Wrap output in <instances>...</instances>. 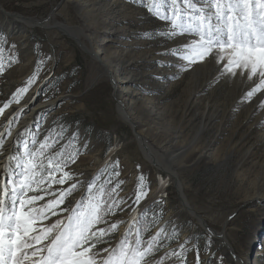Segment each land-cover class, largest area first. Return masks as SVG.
I'll return each instance as SVG.
<instances>
[{"label": "rangeland", "instance_id": "1", "mask_svg": "<svg viewBox=\"0 0 264 264\" xmlns=\"http://www.w3.org/2000/svg\"><path fill=\"white\" fill-rule=\"evenodd\" d=\"M167 26L146 6L130 0H0V34L7 40L0 45V58L6 66L0 76V106L25 85L43 61L28 93L9 109L27 104L26 111L43 104L39 112H32L28 128L37 140L33 149L49 137L51 147L44 150L45 157L61 148L66 155L78 151L75 163L65 169L73 179L64 185L53 184L49 192L58 195L73 183L77 188L56 209L59 214L44 224L66 218L69 213L60 209L74 207L86 197L87 182L94 177H99L94 192L103 185L107 193L123 181L112 198L126 203L116 215L106 217L123 223L105 237L109 243L97 245V249L114 247L132 222L133 208H138L133 200L138 177L143 175L146 198L151 202L138 215L136 226L145 241L161 227L166 233L150 259L178 250L189 240L186 247L198 244L202 261L214 254L211 264H218L221 257L223 264H231L229 248L221 238L225 236L236 256L247 257L244 264H264V111L253 110L259 93L251 102L242 101L245 94L229 75L219 80L215 71L195 76L202 63L180 72L176 64L182 61L162 53L186 42L187 37L141 38V33L163 31ZM91 51L99 53L98 57ZM13 57L17 62L11 63ZM207 59L212 61V57ZM117 77L131 80L129 94L119 97L121 102L115 94ZM43 81L45 87L35 104V89ZM30 95L31 105L25 102ZM206 106L210 110L201 124ZM9 109L0 117V125ZM41 109L48 110L40 115ZM73 133L77 134L75 144L70 142ZM13 139L11 136L10 145ZM116 160L118 169L112 167ZM114 171L120 172L119 177L111 175ZM55 198L46 195L36 207ZM145 225L149 226L147 232L143 231ZM174 229L178 235L169 239ZM209 240L206 254L203 250ZM194 259L195 252H189L187 264H194ZM165 264L178 262L173 257Z\"/></svg>", "mask_w": 264, "mask_h": 264}, {"label": "snow or ice", "instance_id": "2", "mask_svg": "<svg viewBox=\"0 0 264 264\" xmlns=\"http://www.w3.org/2000/svg\"><path fill=\"white\" fill-rule=\"evenodd\" d=\"M141 3L147 11L161 21L167 23L163 31L144 32L141 38L150 39L162 36L172 40L177 36L187 37V41L171 48L163 55H173L182 63L176 64L180 72L189 70L196 63H203L212 57L216 69V79L229 75L236 77L238 70L242 79L253 82V86L242 97V101L251 102L252 98L264 91V0H130ZM4 34H0V45L6 43ZM15 48V45H12ZM3 48L0 47V52ZM226 61V62H225ZM17 62L13 57L11 63ZM38 62L36 70L25 81V85L16 89L11 97L0 106V117L13 104H20L29 88L35 83L41 71ZM9 67L11 64L8 65ZM171 66V65H168ZM6 66L0 58V76ZM178 78V74L172 77ZM264 108V100L259 104ZM24 112L21 107L10 113L0 131V155L6 151L4 145L8 137L12 136V126L18 122ZM28 130L26 129L25 132ZM55 131V130H52ZM51 134V133H50ZM46 136L39 148L35 136L31 142L24 138V133H18L6 157V163L0 171V264H165L166 259L175 257L178 264H187V254L195 252L194 264H211L214 254L207 260H201L199 245L187 248L190 242L185 240L178 250L169 251L156 260L150 259L158 246L165 229L161 227L155 235L145 241L136 216L132 217L128 230L113 247L97 249L101 243H109L105 237L114 233L121 220L114 222L106 219L116 215L124 200L112 198L123 181H118L107 193L102 185L97 191L96 179L87 182V196L75 202L74 207L60 209L68 212L64 219H57L50 225L44 221L50 216L58 215L56 211L64 204L77 184L73 183L66 189H60L59 194L49 192L53 184L64 185L73 179L70 171H65L71 163H75L78 151L66 155L64 149L52 156L45 157L44 150L51 147ZM77 134L73 133L71 141L75 144ZM55 142V141H54ZM83 147H87L84 144ZM111 151V149H110ZM45 159L47 165H45ZM113 168L119 167L116 160ZM57 173L60 177L57 179ZM119 177L120 172L111 173ZM111 183V181H106ZM146 178L138 177L135 199L133 203L139 207L140 202L148 196L145 187ZM163 183V181H161ZM47 184V187H41ZM41 192V195L29 193ZM46 195L56 198L46 204L36 207V202L43 200ZM107 195L108 199H105ZM143 210L141 209V212ZM137 212V208H133ZM106 227H97L98 225ZM135 227V232L132 228ZM144 232L149 231L145 225ZM134 235V240L130 239ZM178 231H172L169 239L175 238ZM210 240L205 243L204 252H210ZM107 253V255H104ZM218 264H223V257Z\"/></svg>", "mask_w": 264, "mask_h": 264}, {"label": "bare ground", "instance_id": "3", "mask_svg": "<svg viewBox=\"0 0 264 264\" xmlns=\"http://www.w3.org/2000/svg\"><path fill=\"white\" fill-rule=\"evenodd\" d=\"M22 19V18H21ZM23 20V19H22ZM23 21H25V20H23ZM26 23H28V21H25ZM32 24H34V23H32ZM29 25V24H28ZM36 25V24H35ZM47 25V22L44 24V26H46ZM92 52V51H91ZM92 54L95 56V57H98V55H99V53H95V52H92ZM208 60V59H207ZM226 62V61H225ZM219 66L218 65H214V62H213V59H212V61H210V60H208V61H205V63H202V64H200V65H198L197 66V68H196V70H195V72H194V75H195V73H197L198 74V72H199V74H201V72L202 73H208V74H210L211 75V73L213 74V72L215 71L216 73H217V71H216V69L218 68ZM200 70V71H199ZM117 73H118V71H115V77L117 76ZM203 75H205V74H203ZM196 76V75H195ZM206 76H208V75H206ZM227 76V75H226ZM228 78L231 80V79H233V81L236 83L235 85L237 86V88L238 89H241V92L243 93V94H245L252 86H253V82H249V81H247L246 79H242L241 77H240V75H239V70H238V73H237V76L236 77H231V76H228ZM113 79H114V77H113ZM205 80V79H204ZM129 82H131V80L130 79H128V78H125V77H117V80H116V82H115V86H116V88H117V92L115 93L116 94V96L118 95V101L119 102H121L120 101V99H119V97H124V95H128L129 94V86H128V84H129ZM241 82H242V84H241ZM246 83H248V84H246ZM257 95V94H256ZM31 97V95L29 96V97H27L26 98V103H28V100H29V98ZM255 98H257L255 101H254V103H255V105H254V107H253V110H254V112H257L258 110H263L264 111V108H261V107H259V104H260V102L262 101V100H264V91H262V92H260L259 93V95H258V97H255ZM31 99V98H30ZM125 102V101H124ZM30 104V103H29ZM31 105V104H30ZM29 105V106H30ZM121 107H123V103H121ZM27 106V104L26 105H23V108H25ZM41 106H43V104H39L38 106H30L29 107V109L27 110V111H24V113L21 115V117L19 118L20 119V121L18 122V123H15L13 126H12V128H13V131H12V136L14 137V139L16 138V136H17V133H20L23 129H27L28 131L26 132V133H24V138L25 139H28L29 140V142H31V139H32V137L34 136V132H33V130L31 131V129L29 130V125H30V122H29V120H30V117H31V115H32V112H34V111H36L37 110V112H39L40 110V108H41ZM211 107V106H210ZM251 108V107H250ZM17 108L16 107H14V108H11V109H9L8 111H7V113H6V117L10 114V113H12V112H14L15 110H16ZM25 110V109H24ZM210 110V108L208 107V106H206V108L204 109V112H203V114H202V122H201V124L203 123V121H205L204 120V118H205V116H206V113L208 112ZM36 112V113H37ZM212 115V114H211ZM259 116H260V114H259ZM207 117V116H206ZM213 117V116H212ZM261 117V116H260ZM209 118V117H208ZM260 119V118H259ZM263 120V119H262ZM261 120V121H262ZM22 129V130H21ZM21 130V131H20ZM23 132V131H22ZM179 134H181V133H179ZM181 136V135H180ZM10 139H11V137L9 138V140L6 142V145H4V148H5V152H4V154L3 155H0V171H2V169H3V165H4V163H6L7 161H6V157L8 156V154H9V152L7 151V150H9V149H11V146H12V144L10 145ZM14 139H13V142H14ZM141 149L143 150V147H141ZM150 151V150H149ZM144 152V151H143ZM153 152V151H152ZM145 153H146V151H145ZM151 158V157H150ZM154 161V160H153ZM154 163V162H153ZM152 163V164H153ZM155 164V163H154ZM179 186V185H178ZM183 200H184V203H185V206H187V203H186V201H185V199L183 198ZM183 200H182V198H181V201L183 202ZM189 207V206H188ZM198 220V219H197ZM199 222H201L202 221V219H199L198 220ZM207 229V228H206ZM220 235V234H219ZM218 236V235H217ZM219 237V236H218ZM224 241H225V243H226V245H227V247L229 248V251H230V254L229 255H227V257H228V260L230 261V263L231 264H244V262H248V259H247V257L244 259V260H242L239 256H236L234 253H233V251H232V249H231V247H230V245L228 244V242H227V240H226V237L225 236H222L221 237ZM223 243V242H222ZM224 244V243H223ZM225 245V246H226Z\"/></svg>", "mask_w": 264, "mask_h": 264}, {"label": "water", "instance_id": "4", "mask_svg": "<svg viewBox=\"0 0 264 264\" xmlns=\"http://www.w3.org/2000/svg\"><path fill=\"white\" fill-rule=\"evenodd\" d=\"M46 80V79H45ZM45 84H46V81H43V83H41L36 89H35V97L33 98L34 99V103L35 104H37V97L39 98V95H40V93H41V91L44 89V87H45ZM32 97V96H31ZM30 104H31V102H32V100L31 101H28ZM28 109H29V107H28ZM28 109H26V111L28 110ZM46 110H48V109H45V110H42L41 109V114L40 115H44L45 113H46ZM44 111V112H43ZM21 117V116H20ZM19 117V118H20ZM150 200V201H149ZM150 202H151V199L148 197V198H146L145 199V201L137 208V212H134V214H133V216H136V218L138 217V215L141 213V209L142 210H144L149 204H150ZM132 216V217H133Z\"/></svg>", "mask_w": 264, "mask_h": 264}]
</instances>
